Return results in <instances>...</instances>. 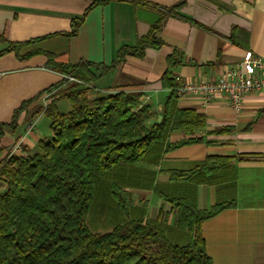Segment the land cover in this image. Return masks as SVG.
I'll return each mask as SVG.
<instances>
[{"label": "crops", "instance_id": "1", "mask_svg": "<svg viewBox=\"0 0 264 264\" xmlns=\"http://www.w3.org/2000/svg\"><path fill=\"white\" fill-rule=\"evenodd\" d=\"M93 1L0 0V125L5 124L0 157L17 143L21 154L34 152L50 137V118L39 108L49 102L48 89L64 78L52 68L53 60L111 65L120 48L135 46L161 19L157 35L163 45L148 47L142 57L127 55L92 83L93 97L119 90L141 93L140 101L152 108L147 120L152 124L162 119L169 93L163 83L169 55L178 53L182 60L173 70L183 82L216 80L248 50L264 60V0H110L88 11L76 35L65 34ZM41 36L47 37L6 50ZM64 101L59 108L67 112L71 106ZM241 101L236 108L227 94L211 100L193 93L179 96L175 107L205 115V129L195 133L202 140L170 149L190 134L169 130L140 161L116 164L99 175L87 218L90 229L105 232L139 219L185 244L192 233L177 226L178 210L166 198H183L199 209L229 203L203 222L208 254L215 264H264V87L244 93ZM221 158L230 159L219 164ZM207 160L214 168L196 169ZM172 171L191 172L175 179ZM114 185L126 190V208L115 198Z\"/></svg>", "mask_w": 264, "mask_h": 264}, {"label": "trees", "instance_id": "2", "mask_svg": "<svg viewBox=\"0 0 264 264\" xmlns=\"http://www.w3.org/2000/svg\"><path fill=\"white\" fill-rule=\"evenodd\" d=\"M109 1L94 0L65 34L76 35L88 11ZM162 21L152 25L135 46L120 48L111 65L85 59L77 63L53 60L52 68L64 78L48 89L52 93L49 102L39 108L50 118V137L41 139L34 152H8L0 157V180L4 183L0 190V264H215L206 250L202 225L229 203L199 209L183 198H166L178 210L177 226L192 233L185 244L172 242L161 227L139 219L105 232H93L87 223L99 175L116 164L140 161L169 130L190 134L170 144V149L202 140L195 133L205 129V115L175 107L177 89L183 83L173 70L182 64L178 53L168 56L163 83L169 93L160 121L148 123L152 108L140 106L141 93L119 90L93 97L92 83L113 71L127 55L142 57L148 47L163 45L157 35ZM45 37L15 42L6 50L17 51ZM40 95L23 102L17 112ZM62 99L70 103L67 112L59 108ZM4 125H0V135ZM2 152L0 146V156ZM228 159L221 158L219 164ZM209 163L207 160L196 169L214 168ZM190 172L172 171L171 176L182 179ZM112 190L126 208V190L117 185Z\"/></svg>", "mask_w": 264, "mask_h": 264}, {"label": "built area", "instance_id": "3", "mask_svg": "<svg viewBox=\"0 0 264 264\" xmlns=\"http://www.w3.org/2000/svg\"><path fill=\"white\" fill-rule=\"evenodd\" d=\"M177 79L180 77L177 76ZM70 80H80L70 77ZM264 87V60L251 50L245 52L243 59L236 65L229 67L225 74L216 80L200 78L194 81L183 82L177 89L179 96L187 93L201 95L211 100L219 94H227L231 104L238 108L244 93L260 90ZM143 103L141 102L140 106ZM34 124L31 125L33 127ZM21 143H17L10 153L21 154Z\"/></svg>", "mask_w": 264, "mask_h": 264}, {"label": "rangeland", "instance_id": "4", "mask_svg": "<svg viewBox=\"0 0 264 264\" xmlns=\"http://www.w3.org/2000/svg\"><path fill=\"white\" fill-rule=\"evenodd\" d=\"M64 102H65V104H68L69 105V102L67 100L64 101ZM61 108L64 109V105H61Z\"/></svg>", "mask_w": 264, "mask_h": 264}]
</instances>
